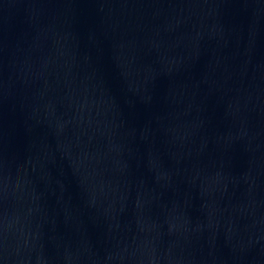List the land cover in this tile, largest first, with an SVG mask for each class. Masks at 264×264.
Instances as JSON below:
<instances>
[{"label":"water","instance_id":"water-1","mask_svg":"<svg viewBox=\"0 0 264 264\" xmlns=\"http://www.w3.org/2000/svg\"><path fill=\"white\" fill-rule=\"evenodd\" d=\"M0 264H264V0H0Z\"/></svg>","mask_w":264,"mask_h":264}]
</instances>
